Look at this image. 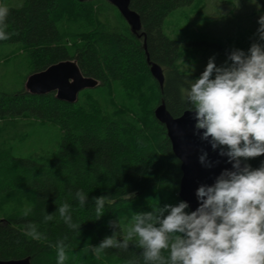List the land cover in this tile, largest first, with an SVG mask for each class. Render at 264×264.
<instances>
[{
  "label": "trees",
  "instance_id": "obj_1",
  "mask_svg": "<svg viewBox=\"0 0 264 264\" xmlns=\"http://www.w3.org/2000/svg\"><path fill=\"white\" fill-rule=\"evenodd\" d=\"M196 1L131 0L142 22L139 37L107 0H13L5 21L10 38L0 40V49L14 45L7 55L27 54L29 69L12 83L6 72L0 76V219L6 221L0 260L57 264L55 246L63 240L65 264H144L135 239L127 250L109 248L99 258L91 249L114 233L122 242L124 231L113 222L126 230L135 214L182 201L181 163L155 110L165 102L179 117L191 107L181 88L198 77L183 69L184 42L164 27L172 12ZM5 56L0 62L8 66L12 56ZM65 60L77 61L99 86L82 91L74 104L26 90L29 75ZM148 60L162 67L163 87ZM244 163L258 168L264 156ZM79 190L88 197L84 206ZM101 195L109 200L97 218L93 198ZM64 203L79 229L59 216ZM48 214L54 219L46 222ZM30 223L46 239L26 236Z\"/></svg>",
  "mask_w": 264,
  "mask_h": 264
},
{
  "label": "clouds",
  "instance_id": "obj_2",
  "mask_svg": "<svg viewBox=\"0 0 264 264\" xmlns=\"http://www.w3.org/2000/svg\"><path fill=\"white\" fill-rule=\"evenodd\" d=\"M9 11L6 5L0 6V40L10 38L5 32ZM258 23L259 40L264 41V16ZM228 61L217 66L215 57L210 58L201 76L189 88H181V93L191 105L195 134L227 157L232 169L222 171L213 185L197 189L195 211H186L189 204L181 201L135 214L126 230L121 222H113L124 231L123 240L114 233L92 246L98 258L109 248L127 250L135 239L144 264H264V163L258 168L244 163L264 156V45L254 42L247 53L235 49ZM199 159L205 167L213 166L206 151ZM75 196L81 206L86 204L83 190ZM93 200L100 218L109 198L101 195ZM31 211L25 208L23 214ZM58 212L70 229H79L68 203ZM44 219L51 221L54 216ZM24 234L36 241L46 239L31 223ZM55 247L57 264H65L64 241Z\"/></svg>",
  "mask_w": 264,
  "mask_h": 264
},
{
  "label": "water",
  "instance_id": "obj_3",
  "mask_svg": "<svg viewBox=\"0 0 264 264\" xmlns=\"http://www.w3.org/2000/svg\"><path fill=\"white\" fill-rule=\"evenodd\" d=\"M89 2L93 0H77ZM114 5L124 20L129 25L132 33L140 37L142 29L140 15L131 9V0H107ZM152 76L163 87L165 75L161 66L151 63ZM99 81L83 75L75 60H65L49 66L47 69L28 76L25 88L33 95L55 93L57 99L74 104L78 101L79 94L88 89H95ZM156 119L167 129L168 137L172 144L175 156L181 163L182 178L180 182L179 197L189 204V210L195 211L199 207L196 196L201 185H213L216 178L225 169H232L227 157H221L219 150L213 151L210 143L202 141L195 134L193 113L185 111L181 116L174 117L167 109L165 102L155 110ZM208 153V160L212 162L211 168L200 163L203 152ZM0 264H31V257L13 260H0Z\"/></svg>",
  "mask_w": 264,
  "mask_h": 264
},
{
  "label": "rangeland",
  "instance_id": "obj_4",
  "mask_svg": "<svg viewBox=\"0 0 264 264\" xmlns=\"http://www.w3.org/2000/svg\"><path fill=\"white\" fill-rule=\"evenodd\" d=\"M1 6L13 5V0H0ZM264 16V0H197L190 6L175 10L166 20L164 31L173 38L182 40L183 69L194 77H200L209 62L215 57L217 66L228 61L235 49L248 52L254 42L264 45L257 33L258 21ZM14 45H4L0 57L10 53ZM12 55H7L9 57ZM9 65L0 62V76L7 73L12 82L20 81L28 73L27 54L15 53L8 58ZM2 171H0V175ZM4 177L0 176V180ZM6 221L0 219V224Z\"/></svg>",
  "mask_w": 264,
  "mask_h": 264
}]
</instances>
